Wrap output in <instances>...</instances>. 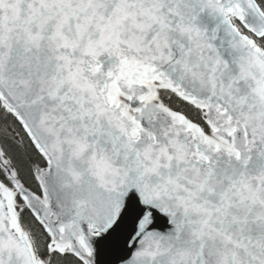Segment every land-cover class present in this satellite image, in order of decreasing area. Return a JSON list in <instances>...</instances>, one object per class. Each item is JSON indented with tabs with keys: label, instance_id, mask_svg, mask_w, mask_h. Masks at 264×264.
<instances>
[{
	"label": "snow or ice",
	"instance_id": "snow-or-ice-1",
	"mask_svg": "<svg viewBox=\"0 0 264 264\" xmlns=\"http://www.w3.org/2000/svg\"><path fill=\"white\" fill-rule=\"evenodd\" d=\"M0 264H264V0H0Z\"/></svg>",
	"mask_w": 264,
	"mask_h": 264
}]
</instances>
